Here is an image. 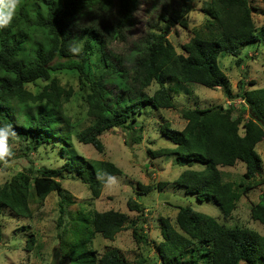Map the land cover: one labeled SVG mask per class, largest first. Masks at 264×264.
<instances>
[{
  "label": "trees",
  "instance_id": "1",
  "mask_svg": "<svg viewBox=\"0 0 264 264\" xmlns=\"http://www.w3.org/2000/svg\"><path fill=\"white\" fill-rule=\"evenodd\" d=\"M30 1L21 0L12 24L0 32V126L11 125L16 133L9 138V146L15 138L27 150L62 142L61 148L71 154L59 157L66 158L68 170L87 183L96 197L106 184V174L119 175L122 169L112 161L85 159L73 150L72 133L55 129L62 121L68 122L62 108L74 89L62 85L52 71H75L80 86L88 84L87 111L95 121L81 130L78 138L103 151L100 134L105 130L120 127L135 143L142 141V126H138L141 108L147 104L161 109L175 106L168 83L195 82L212 89L223 87L230 94L220 56H234L241 66L242 47L264 41V25L263 33H258L255 7L247 0L241 11L226 9L224 3L229 0L205 1L202 10L206 21L192 29L181 53L170 41L169 30L172 22L189 28L193 0H175L161 7L159 0H153L163 27L148 30L125 53L115 52L112 43L127 41L141 0ZM80 40L83 51L75 55L70 48ZM38 80L46 83L37 91L27 87ZM153 83L158 88L149 94L147 90ZM245 86L244 80L239 81L237 96L244 98L247 106L185 108L181 112L187 121L183 129L168 125L162 129L175 147L149 149L155 158L175 155L176 162L189 167L194 162L201 163L203 168L185 169L175 182L201 201L212 199L224 219L189 206H180L173 222L162 218L163 239L155 245L161 264H264V235L225 221L232 217L240 199L258 184L263 163L256 147L264 139V86ZM10 151L12 155L0 160V165L14 157V150ZM238 161L246 164L243 178L226 180L220 167L234 166ZM62 174V169L48 166L19 171L0 186V213L9 209L16 216H31L32 202H43L50 193L63 191ZM153 188L149 185L139 195ZM60 204L63 207V202ZM127 204L139 213L137 219L144 216L145 207L136 199L130 198ZM251 216L264 224V199L252 205ZM137 219L130 221L133 235L137 242L149 246L151 241L137 225ZM82 220L83 232L86 230L88 235L78 239L76 246L64 240L60 243L59 250L64 254L71 250L69 264H129L118 248L111 247L99 256L88 247L98 233L115 239L126 227L127 213L114 209L93 211ZM2 237L0 223V240ZM31 243L33 239L28 241L29 247ZM141 261L147 262L148 258ZM151 262L158 260L153 257L147 264Z\"/></svg>",
  "mask_w": 264,
  "mask_h": 264
},
{
  "label": "rangeland",
  "instance_id": "2",
  "mask_svg": "<svg viewBox=\"0 0 264 264\" xmlns=\"http://www.w3.org/2000/svg\"><path fill=\"white\" fill-rule=\"evenodd\" d=\"M205 1L208 0H193V9L189 14V28L186 29L172 22L169 39L178 52H183L182 46L191 38L192 29L200 27L206 21L207 17L202 10ZM247 1L255 7L254 17L259 29L258 33L261 34L264 25L263 2L262 0ZM166 2L174 3L175 0H159V7ZM244 2L245 0H229L224 5L226 9L241 11ZM163 25L158 10L153 7V0H141L136 13V23L128 31L127 41L115 40L112 49L117 53H125L148 30L152 28L158 30ZM240 57L243 60L241 66L234 56L222 55L219 58L220 65L228 76L230 94L226 93L223 87L212 89L195 82L168 83L175 106L161 109L147 104L141 108L142 113L138 114V126H142V141L135 143L132 136L120 127L105 130L100 134L103 151L78 138V133L95 121L87 111L85 97L89 91L88 84L81 87L78 73L75 71H52V75L58 77L62 85L74 89L72 97L63 104L62 108L68 116V122L62 121L55 129L61 133L65 131L72 133V147L76 153L85 159L112 161L122 169V174L113 176L115 183L110 186L105 184L100 195L96 197L87 183L83 182L75 172L68 170L65 166L66 158L59 157L61 154L64 156L66 152L71 154L61 148L62 142L45 143L39 149L27 150L24 143L15 138L10 146L14 150V157L11 160H4L0 165V186L19 171L29 168L36 171L48 166L62 169L63 177L60 180L63 191L50 193L43 202L38 200L32 202V215L28 217L16 216L9 209L1 211L3 237L0 240V264H50L54 251L60 248L62 240L69 241L74 246L77 245L78 239L83 238L87 232L86 230L83 232L85 223L82 219L89 218L93 211L114 209L128 214L126 227L117 233L115 239L104 238L98 233L89 242L88 247L96 250L99 256L111 247L118 248L129 264H147L153 257L158 262H151L152 264H161L155 246L163 239L161 219L168 217L173 222L180 206H189L196 211L224 220L219 206L212 199L204 198L201 201L195 194L186 192L184 187L175 182L185 169L203 168L201 163L194 162L189 167L187 164L176 162L175 155L155 158L149 153V149L175 147L172 140L162 133V129L167 125L173 129H183L187 123L182 117L183 109L219 105L227 107L228 99L239 98L237 93L241 80L245 81V87L249 89L264 86V41L243 46ZM250 81H254L255 84H251ZM45 83L38 80L35 83H28L27 87L37 91ZM156 88L158 85L153 83L147 92L151 94ZM256 150L263 159L260 175L257 176L258 184L240 199L232 217L225 221L228 225L240 224L264 235V224L251 216L252 205L264 199V139L257 144ZM220 169L224 172L226 180L240 181L246 171V164L238 161L234 166L220 167ZM159 183L160 187H158ZM149 185L154 187L153 190L139 195L145 192V187ZM64 196L68 198V202ZM130 198L136 199L145 207V214L139 219H137L139 213L130 209L127 204ZM133 219H137V225L151 241L149 246L141 241L137 242L134 237L130 226V221ZM32 239L33 243L29 247L28 241ZM59 252L57 264H69L71 250L67 249L65 254L61 250ZM143 257H147L148 261L142 262Z\"/></svg>",
  "mask_w": 264,
  "mask_h": 264
},
{
  "label": "clouds",
  "instance_id": "3",
  "mask_svg": "<svg viewBox=\"0 0 264 264\" xmlns=\"http://www.w3.org/2000/svg\"><path fill=\"white\" fill-rule=\"evenodd\" d=\"M21 7V0H0V32L8 29L17 15L18 9ZM70 51L79 55L83 51L82 43L75 44ZM16 133L12 130L11 125L0 126V160L12 155L9 146V138L15 137ZM106 185L115 183V177L106 174Z\"/></svg>",
  "mask_w": 264,
  "mask_h": 264
},
{
  "label": "built area",
  "instance_id": "4",
  "mask_svg": "<svg viewBox=\"0 0 264 264\" xmlns=\"http://www.w3.org/2000/svg\"><path fill=\"white\" fill-rule=\"evenodd\" d=\"M227 104H228V106L229 105H235L236 107H239L240 105L247 106L245 99L242 97L228 99Z\"/></svg>",
  "mask_w": 264,
  "mask_h": 264
},
{
  "label": "water",
  "instance_id": "5",
  "mask_svg": "<svg viewBox=\"0 0 264 264\" xmlns=\"http://www.w3.org/2000/svg\"><path fill=\"white\" fill-rule=\"evenodd\" d=\"M59 255H60L59 249H56L54 251V254H53V257H52L50 264H57V259H58Z\"/></svg>",
  "mask_w": 264,
  "mask_h": 264
}]
</instances>
